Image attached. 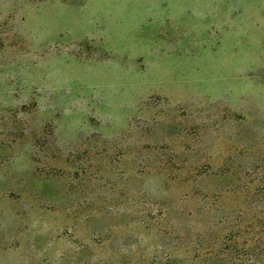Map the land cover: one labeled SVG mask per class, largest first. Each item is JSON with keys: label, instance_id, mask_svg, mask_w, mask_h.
I'll return each mask as SVG.
<instances>
[{"label": "rangeland", "instance_id": "rangeland-1", "mask_svg": "<svg viewBox=\"0 0 264 264\" xmlns=\"http://www.w3.org/2000/svg\"><path fill=\"white\" fill-rule=\"evenodd\" d=\"M263 201L264 0H0V264H202Z\"/></svg>", "mask_w": 264, "mask_h": 264}, {"label": "trees", "instance_id": "trees-1", "mask_svg": "<svg viewBox=\"0 0 264 264\" xmlns=\"http://www.w3.org/2000/svg\"><path fill=\"white\" fill-rule=\"evenodd\" d=\"M256 200L252 202L257 203L260 199ZM243 223L246 229L241 227L242 222L237 223L238 229L222 242L218 254L226 256L217 257L216 251L211 249L205 253L202 264H264V206ZM199 257L196 249L192 258L194 264H200Z\"/></svg>", "mask_w": 264, "mask_h": 264}]
</instances>
